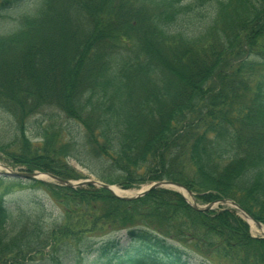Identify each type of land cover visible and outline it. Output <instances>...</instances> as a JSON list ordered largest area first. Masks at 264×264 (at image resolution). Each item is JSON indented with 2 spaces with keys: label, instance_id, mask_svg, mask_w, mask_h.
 I'll use <instances>...</instances> for the list:
<instances>
[{
  "label": "trees",
  "instance_id": "1",
  "mask_svg": "<svg viewBox=\"0 0 264 264\" xmlns=\"http://www.w3.org/2000/svg\"><path fill=\"white\" fill-rule=\"evenodd\" d=\"M27 1L0 0V19ZM188 1L42 0L23 16L0 37L3 164L81 181L74 160L123 190L173 182L264 226V0ZM31 183L62 222L23 223L0 195V264H264V237L231 208Z\"/></svg>",
  "mask_w": 264,
  "mask_h": 264
},
{
  "label": "rangeland",
  "instance_id": "2",
  "mask_svg": "<svg viewBox=\"0 0 264 264\" xmlns=\"http://www.w3.org/2000/svg\"><path fill=\"white\" fill-rule=\"evenodd\" d=\"M42 0H29L26 2L22 8L13 9V11L7 12L3 14L4 17L0 19V37L6 36L16 31L19 27L20 21L23 16L34 14L37 8L39 7ZM188 2H191L190 0ZM186 4V3H185ZM183 4V5H185ZM43 119L42 115L31 118L28 121V134L31 138L35 137L36 129L39 127V122ZM7 142L2 139L1 141ZM32 142L38 143L37 140H33ZM5 157L0 154V195H4L7 207L11 210L22 209L26 212V217L24 218L23 223L32 224L37 218L44 231H47V224L52 228L56 225H59L62 222V214L60 209L53 204V201L47 196L45 191L42 188H38L33 186L31 181L13 179L10 177H5L2 174L6 172L4 167L9 168L4 165ZM71 166H73L77 171H79L86 180H95L97 179L90 174V172L86 169H83L79 164H77L74 160H69ZM12 171H21L19 168H10ZM43 182L53 183L49 179L43 180ZM77 182V181H73ZM99 182V181H98ZM116 186V185H112ZM147 185L141 186L137 189L124 190L128 192H138L142 188ZM98 187V186H97ZM120 188L119 186H116ZM121 189V188H120ZM123 190V189H122ZM187 196V195H186ZM187 199L193 203V199L191 197H187ZM206 205H200V207H204ZM221 207L231 208L228 205L225 206H215V211L220 209ZM251 228V225H250ZM251 234L253 237H263V232L256 225L254 228H251ZM196 264V263H193Z\"/></svg>",
  "mask_w": 264,
  "mask_h": 264
},
{
  "label": "water",
  "instance_id": "3",
  "mask_svg": "<svg viewBox=\"0 0 264 264\" xmlns=\"http://www.w3.org/2000/svg\"><path fill=\"white\" fill-rule=\"evenodd\" d=\"M6 172L4 174H2L3 176L6 177H10L13 179H19V180H28V181H41L42 179L40 178L41 176H46L50 181H52L53 183L59 185V186H63V187H67V188H79V187H85V186H98L100 188H103L105 190H108L109 192H111L113 195H115L116 197L126 200V201H133L139 198H142L146 195H148L151 191L156 190V189H174L176 191H178L179 193H181L184 198L188 201L187 196L191 197L193 199V203H191V206L199 212H209V211H213L215 210V206L219 205V206H225L228 205L229 207H231L232 209L236 210L238 212V214L250 225V221L253 222L259 229H264V226L255 221L249 214H247L245 212V210H243L238 204H236L233 201L230 200H220V201H216L213 202L211 204H208L204 207H200L199 205H197L196 203H194V197H193V193H191L189 190H187L184 186L180 185V184H176L173 182H155L152 183L150 185H148L147 187L143 188L142 190L135 192L133 194H131L130 196H119L117 195L114 190H113V186L107 185V184H103L100 183L98 181L95 180H86V181H82V182H72L69 180H64L61 178H58L56 176L50 175V174H44V173H40V172H21V171H12L11 169L4 167ZM43 181V180H42ZM183 191L186 192L187 196L183 193ZM264 236V233H263Z\"/></svg>",
  "mask_w": 264,
  "mask_h": 264
},
{
  "label": "bare ground",
  "instance_id": "4",
  "mask_svg": "<svg viewBox=\"0 0 264 264\" xmlns=\"http://www.w3.org/2000/svg\"><path fill=\"white\" fill-rule=\"evenodd\" d=\"M40 178H41L42 180H46V179H48L46 176H41ZM113 190H114V192H115L117 195L122 196V197L130 196L131 194H133V192L124 191V190H122V189H120V188H118V187H116V186L113 187ZM183 193H184L185 195H187L185 191H183ZM187 197H188V196H187ZM250 225H251V228H254V226H255V224H254L253 222H251V221H250ZM262 232L264 233V229H262Z\"/></svg>",
  "mask_w": 264,
  "mask_h": 264
}]
</instances>
